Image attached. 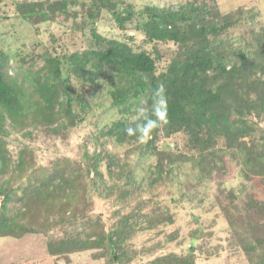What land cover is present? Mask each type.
Wrapping results in <instances>:
<instances>
[{"label":"rangeland","instance_id":"obj_1","mask_svg":"<svg viewBox=\"0 0 264 264\" xmlns=\"http://www.w3.org/2000/svg\"><path fill=\"white\" fill-rule=\"evenodd\" d=\"M56 1L0 0V69L5 74L11 71L9 76L27 81L19 67L20 59H36L35 68L40 69L47 53L89 50L93 45L92 29L103 36L125 40L136 50L152 52L153 46L136 29L137 20L126 23L121 31L110 14H103L94 23L85 22L80 6L70 4L69 14L47 20H40L39 8L33 18L23 14L26 9L21 8ZM123 1L142 11L146 7L175 10L197 0ZM203 1L222 14L243 10V25L229 33L233 40L248 38L252 30L264 27V0ZM78 2L83 5L84 0ZM172 46L162 45L161 49L173 50ZM166 65L165 60L158 63L160 70ZM106 82L79 86L94 108L87 111L86 120L78 126L53 128L37 124L24 133L6 126L3 141L10 162L5 169L0 163V188L15 189L7 204L9 217L22 224L31 222L29 216H24L20 198L28 185L43 181L42 176L53 175V186L56 179L62 180L59 176L76 167L79 182L77 187L70 183L72 191L67 194L60 191L61 198L68 197L65 208H61L59 198L40 233L0 238V264H264V209L256 205L264 201V190L258 179L249 182L240 177L227 159L229 167L225 171L200 181L193 164L195 153L188 150L186 138L178 133L169 138L161 136L157 145L171 142L174 154L185 155L184 162L178 163L180 167L172 179L153 184V175H158L153 174L156 158L147 152L141 154L139 149L134 151L139 143L120 146L104 136L95 140L103 127L121 118L110 105ZM257 122L264 134V121ZM219 146L225 149L224 141ZM22 149L27 150L31 166L24 172L15 167ZM95 150L102 155L98 166L101 177L88 173L89 157ZM110 153L112 157H108ZM164 164L167 171L169 163ZM110 232L118 241V261H113L109 250L106 236ZM69 237L89 243L99 238L104 241L100 249L58 253V244L54 243ZM48 243L56 246L54 255Z\"/></svg>","mask_w":264,"mask_h":264},{"label":"trees","instance_id":"obj_2","mask_svg":"<svg viewBox=\"0 0 264 264\" xmlns=\"http://www.w3.org/2000/svg\"><path fill=\"white\" fill-rule=\"evenodd\" d=\"M70 4L80 6L85 22L94 23L103 14H110L121 31L125 30L126 23L137 20L136 29L153 46L152 52L136 50L125 40L106 37L92 29L93 45L82 53H47L40 69L35 68L36 59L31 58L30 62L20 59L19 67L27 81L11 77L0 69V163L4 169L10 162L3 141L7 125L21 133L37 124L53 128L78 126L86 120L87 111L94 108L86 100L83 88L98 86L104 80H107L110 105L121 118L103 127L95 140L104 136L120 146L139 143L135 137H128L124 129L138 106L150 107L151 90L163 83L168 98V123L134 150L156 158L153 174L158 175H153V184L172 179L185 156L174 154L171 142L158 146V140L161 136L169 138L182 133L188 150L195 153L193 164L198 168L200 181L225 171L229 159L240 177L249 182L257 178L264 190V134L257 122L264 121V27L252 30L248 38L233 40L229 33L243 25V10L222 14L203 0L175 10L146 7L136 11L123 0H84L83 5L78 0H58L21 8L30 17L36 16L39 8L40 20H47L50 16L69 14ZM168 44L173 45V50L163 48L162 51L161 46ZM161 60L167 62L164 70L158 67ZM81 85L83 88L79 90ZM221 140L225 149L219 146ZM27 154L22 149L15 166L22 172L31 167ZM108 157H112L111 153ZM89 158L88 173L101 177L98 166L102 155L95 150ZM166 161L167 171L164 170ZM78 171L74 167L70 173L59 176L62 180L56 179L53 186L50 181L55 177L45 175L43 181L26 187L20 200L23 199L25 218L29 216L31 221L28 224L17 222L7 214L14 187L0 188V199L3 198L0 238L40 233V228L50 219L49 212L61 198L60 191L64 190L65 194L72 191L68 188L70 183L77 187ZM67 199V196L60 199L61 208H65ZM256 205L264 209V201ZM106 237L112 259L118 261V241L115 242L112 232ZM69 238L54 243L58 244V253L100 249L104 241L99 238L96 243H89ZM54 244L48 243L53 255Z\"/></svg>","mask_w":264,"mask_h":264},{"label":"clouds","instance_id":"obj_3","mask_svg":"<svg viewBox=\"0 0 264 264\" xmlns=\"http://www.w3.org/2000/svg\"><path fill=\"white\" fill-rule=\"evenodd\" d=\"M9 71V75H11ZM168 123V98L163 83L151 90V105L148 108L138 106L130 117L124 131L137 142L147 143L153 133Z\"/></svg>","mask_w":264,"mask_h":264}]
</instances>
